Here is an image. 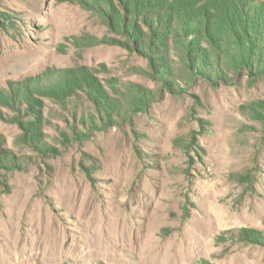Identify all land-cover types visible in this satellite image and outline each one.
Masks as SVG:
<instances>
[{"label":"rangeland","instance_id":"1","mask_svg":"<svg viewBox=\"0 0 264 264\" xmlns=\"http://www.w3.org/2000/svg\"><path fill=\"white\" fill-rule=\"evenodd\" d=\"M234 1L0 0V264H264V74L153 39Z\"/></svg>","mask_w":264,"mask_h":264},{"label":"trees","instance_id":"2","mask_svg":"<svg viewBox=\"0 0 264 264\" xmlns=\"http://www.w3.org/2000/svg\"><path fill=\"white\" fill-rule=\"evenodd\" d=\"M195 21V27L190 22L178 21V27L173 31H157L158 35L153 37L162 43L166 41L162 35L169 32L175 39L177 54L182 63L180 70L188 78L199 75L208 83L214 84L218 81L230 83L233 76L243 73L250 78L264 74L263 12L249 9L239 0L221 9V15L214 25H211L205 11H198ZM179 30L182 33L178 34ZM190 32L193 38L188 37ZM148 50H151L150 45ZM166 53L165 51L163 56L166 57ZM156 59L158 61V57ZM159 74L164 77L167 70L159 71ZM170 80L173 81V78ZM163 81L167 85L170 83L167 78H163ZM174 84L178 85L175 80ZM98 113L101 114L99 111ZM110 114L113 116L117 113L112 109Z\"/></svg>","mask_w":264,"mask_h":264},{"label":"bare ground","instance_id":"3","mask_svg":"<svg viewBox=\"0 0 264 264\" xmlns=\"http://www.w3.org/2000/svg\"><path fill=\"white\" fill-rule=\"evenodd\" d=\"M122 225V228H123V232L125 233V234H130V231H131V229L125 224V223H123V224H121ZM122 232V233H123ZM131 236V235H130Z\"/></svg>","mask_w":264,"mask_h":264}]
</instances>
